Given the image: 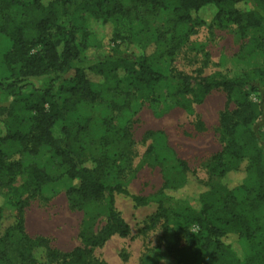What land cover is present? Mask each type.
Here are the masks:
<instances>
[{
    "label": "trees",
    "instance_id": "16d2710c",
    "mask_svg": "<svg viewBox=\"0 0 264 264\" xmlns=\"http://www.w3.org/2000/svg\"><path fill=\"white\" fill-rule=\"evenodd\" d=\"M207 4L217 8L216 25L236 28L247 54L261 52V65L238 76L207 71L210 55L193 39L204 24L197 12ZM86 15L115 25L108 48L95 45L83 30ZM148 17L164 23L151 31ZM128 19L141 25L144 49L138 53L128 52L131 37L120 30ZM0 40V92L13 98L5 108L13 124L0 136V195L7 188L16 198L13 223L5 230L0 204V264H107L96 249L114 236L130 235L118 194L137 207L157 205L153 219H163L169 264H264V0H0ZM180 56L192 65L189 70L177 66ZM31 79L43 83L22 100ZM215 90L227 100L217 126L222 147L207 163L206 180L198 178L204 186L198 206L176 200L171 212L177 224L168 239L164 204L173 198L165 191L184 187L191 170L161 131L144 133L150 142L135 160L130 102L136 98L158 113L171 100L194 114ZM73 115L82 121L76 127ZM194 126L205 130L198 115ZM10 147L22 156L46 149L59 158L63 174L77 180L67 195L83 218L80 243L71 250L26 232L28 199L42 196L55 178L35 163L25 164ZM148 162L164 172L162 185L148 195L131 193L128 184ZM238 172L241 180L231 185L230 175ZM229 234L246 242L243 260L224 242Z\"/></svg>",
    "mask_w": 264,
    "mask_h": 264
},
{
    "label": "rangeland",
    "instance_id": "374dc122",
    "mask_svg": "<svg viewBox=\"0 0 264 264\" xmlns=\"http://www.w3.org/2000/svg\"><path fill=\"white\" fill-rule=\"evenodd\" d=\"M238 7L242 8L241 4ZM217 12L216 6L207 4L197 12L204 22L198 27L193 39L205 46L210 55L211 65L207 71L220 70L228 76H238L248 73L254 67L261 65L262 54L259 51L247 54L243 42L231 25L218 26L214 23ZM164 20V16H158ZM120 30L123 35L131 37L126 41L128 52L138 53L142 51L143 43L139 39L143 36L141 25L136 20L122 21ZM164 21L148 17V28L158 29ZM83 30L90 32L91 44L108 48L111 45L115 25L111 22L104 23L100 19L86 15L82 22ZM152 31V30H151ZM82 33H77L78 40ZM1 43V40H0ZM149 44L147 47H151ZM179 68L189 70L190 62L182 56L176 61ZM42 79H31L27 91L20 96L22 100L29 95V89L39 87ZM123 84V83H122ZM126 87V83L123 84ZM11 96L0 92V136L6 134L7 127L13 124V117L5 112L12 102ZM227 100L224 92L215 90L205 100L194 107V114H188L183 109L175 106L173 101L167 100L159 107L158 113L150 108L147 103L133 98L130 102L133 108L132 119L129 125L135 144V160L138 161L150 140L144 141L143 135L148 130L161 131L170 148L177 157L184 159L191 170L186 185L176 191L166 190L171 201L165 203L167 222L170 231L167 238H172V230L177 221L172 215V208L176 206V200H184L197 207V194L204 186L199 179L207 178V163L211 157L221 150L222 144L219 139L217 126L219 113L226 107ZM21 109V103L17 104ZM18 111L16 112V114ZM198 115L205 125L204 131L196 130L194 116ZM15 118V116H14ZM77 120V121H76ZM79 117L73 115L71 123L76 127ZM57 133V131H56ZM13 154L23 157L25 164L35 163L54 176V181L42 188V196L30 197L25 207V229L30 235H43L49 237L57 248L68 251L80 243L78 232L83 218V212L70 206L67 189L77 185V180H70L63 174L59 158L52 155L46 149L40 150L36 156H26L17 152V148L10 147ZM244 163L241 165L243 169ZM242 172V171H241ZM164 172L151 163H145L136 176L128 184L131 193L148 195L162 185ZM199 178V179H198ZM242 178V174L232 173L230 184L236 185ZM22 178H18L15 185L21 184ZM0 204L3 206V219L1 230L12 225L14 220L13 202L16 199L7 188L2 190ZM9 192V193H7ZM7 194V195H6ZM8 199V200H7ZM117 208L130 226V235L125 238L117 236L109 239L103 247L97 248L95 254L107 264H169L168 256L164 250L162 235V218L153 219L157 210L155 203L146 206H134L132 200L125 195L118 194L116 197ZM153 221V222H152ZM229 244L240 260H243L248 252V246L243 239L235 234H229L223 238Z\"/></svg>",
    "mask_w": 264,
    "mask_h": 264
}]
</instances>
